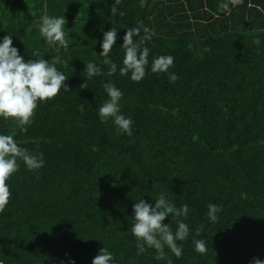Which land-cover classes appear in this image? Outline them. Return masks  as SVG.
<instances>
[{"label":"trees","instance_id":"trees-1","mask_svg":"<svg viewBox=\"0 0 264 264\" xmlns=\"http://www.w3.org/2000/svg\"><path fill=\"white\" fill-rule=\"evenodd\" d=\"M219 2L120 0L111 15L115 0H0V38L11 34L25 59H35L34 50L46 59L59 56L56 66L69 89L38 104L26 133L0 119V132L45 161L35 171L20 162L7 181L12 197L0 212L3 264L69 258L91 264L103 246L115 264L264 259V0H238L228 15L217 12ZM45 14L65 17L67 50L49 49L40 37L36 22ZM141 23L154 35L141 45L150 49L145 77L133 82L119 72V46L127 29ZM112 27L118 38L109 55L117 72L109 76L99 54L102 32ZM158 55L174 57L175 82L150 71ZM89 62L104 75L88 78ZM107 82L123 93L130 136L98 119ZM160 193L189 208L180 218L191 230L178 242L180 258L168 249L163 260L154 259L153 249L137 255L133 204H151ZM209 204L221 209L215 223L206 215ZM163 223L175 230L176 217ZM193 238L205 240V253L194 251Z\"/></svg>","mask_w":264,"mask_h":264},{"label":"clouds","instance_id":"clouds-1","mask_svg":"<svg viewBox=\"0 0 264 264\" xmlns=\"http://www.w3.org/2000/svg\"><path fill=\"white\" fill-rule=\"evenodd\" d=\"M140 2L143 6L145 0ZM237 2L238 0H231L230 4L228 0H220L217 12L228 15L231 7ZM119 3L120 0H115L112 4L111 15L118 13L116 5ZM119 15L123 16V12H119ZM65 25L64 16L48 14L42 15L36 22L39 35L43 38L45 45L56 52L61 49L67 50L69 47ZM153 35L154 30L142 23L127 29L123 36V43L119 46L124 52L123 66L119 68L121 75H128L133 82H140L145 77L150 49L141 45L150 41ZM117 38L118 32L113 27L102 32L100 42L102 51L99 56H103L104 59L100 63L108 67L109 76L117 72V64L109 55L117 43ZM137 38H139L138 41ZM253 43L260 45L261 40L256 38ZM31 55L36 58L25 59V56L20 54L19 50L13 46L11 34L0 38V119L11 120L22 133L28 131L27 126L32 123L38 104L54 99L62 88L64 91H69L65 84L67 79L64 72L58 70L56 66L61 63L59 56L46 59L40 56L38 50H34ZM173 65V56L158 55L151 61L150 71L165 73L170 82H175L178 77L169 71ZM84 73H87L88 78L104 75L100 64L96 62L85 64ZM103 87L107 99L96 108L98 119L102 122L111 120L121 134L132 135L133 120L126 117L120 108L122 91L112 82L105 83ZM20 162H23L30 171L41 169L45 163L42 153L34 154L22 147L13 135L0 132V212L8 205L12 197L7 181L18 171ZM152 202L150 204L145 199H140L133 204L131 233L135 238L137 255L143 254L146 249H153L156 253L154 259L163 260L166 256L165 249H168L176 258H180L183 248L178 242L186 241L191 234L189 225L180 219L187 216L188 205L184 204L178 208L175 203L166 198L164 193H160ZM220 211L217 205L209 204L206 213L209 221L215 223ZM170 217H176L175 230L171 223H163ZM195 235H200L199 229L196 230ZM192 243L194 251L198 253L207 251L204 239L193 238ZM0 264H3L2 260ZM61 264H75V261L69 258L67 261H61ZM91 264H115L114 254L103 246L92 259ZM249 264H264V259L253 257Z\"/></svg>","mask_w":264,"mask_h":264}]
</instances>
